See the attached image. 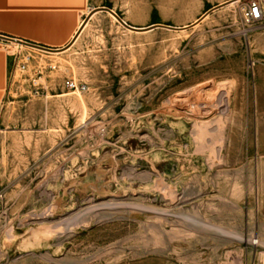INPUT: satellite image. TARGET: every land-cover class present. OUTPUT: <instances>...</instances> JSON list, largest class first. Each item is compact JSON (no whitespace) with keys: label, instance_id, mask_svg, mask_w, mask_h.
<instances>
[{"label":"rangeland","instance_id":"1","mask_svg":"<svg viewBox=\"0 0 264 264\" xmlns=\"http://www.w3.org/2000/svg\"><path fill=\"white\" fill-rule=\"evenodd\" d=\"M228 1L107 0L190 27L97 14L65 54L22 57L2 107L35 163L1 181L0 264H264V0L196 24Z\"/></svg>","mask_w":264,"mask_h":264},{"label":"crops","instance_id":"2","mask_svg":"<svg viewBox=\"0 0 264 264\" xmlns=\"http://www.w3.org/2000/svg\"><path fill=\"white\" fill-rule=\"evenodd\" d=\"M106 4L107 0H0V37L5 38L0 39V185L3 180L20 179L31 173L30 166L35 163L34 156L19 154L9 142L13 132L7 131L2 103L12 69H17L24 55L50 62L71 50L93 17L105 12L92 15L72 46L60 51L81 29L88 13ZM10 40L59 52H46ZM8 48L14 52L9 53Z\"/></svg>","mask_w":264,"mask_h":264},{"label":"water","instance_id":"3","mask_svg":"<svg viewBox=\"0 0 264 264\" xmlns=\"http://www.w3.org/2000/svg\"><path fill=\"white\" fill-rule=\"evenodd\" d=\"M234 1H237V0H230L224 4H221V5H218V6H215V7H212L211 9L207 10L204 15H202V17H200L196 24H198L199 22H201L206 16H208L211 12L219 9V8H222L224 6H226L227 4L231 3V2H234ZM97 12H105L107 14H109L111 17H113L114 19H116L118 21V23H120L124 28H126L128 31L130 32H135V33H143V32H148V31H151V30H154V29H157V28H163V29H167V30H170V31H181V30H185L187 28H189L190 26H186V27H182V28H178V27H171V26H164V25H151V26H148V27H145V28H136V27H131L129 25H127L126 23H124L120 17L111 9L107 8V7H101V8H98V9H95V10H92L88 13V15L86 16V18L84 19L82 25H81V29L78 30V32L76 33V35L73 37V39L70 41V43L62 50L60 51H64L68 48H70L72 46V44L75 42V40L77 39V37L79 36V34L81 33L82 29L84 28V26L88 23V21L90 20V18L92 17V15H94L95 13ZM193 26V25H192ZM0 39H5V38H2L0 37ZM6 40H9V39H6ZM12 42H15L19 45H25V46H29V47H32V48H35V49H39V50H42V51H46V52H59V51H53V50H49V49H45V48H42V47H38V46H35V45H30V44H27V43H22L20 41H15V40H10Z\"/></svg>","mask_w":264,"mask_h":264},{"label":"built area","instance_id":"4","mask_svg":"<svg viewBox=\"0 0 264 264\" xmlns=\"http://www.w3.org/2000/svg\"><path fill=\"white\" fill-rule=\"evenodd\" d=\"M262 19V12L258 4L250 1L247 5L246 12L244 14V20L247 24L252 25L258 23ZM23 68V67H22ZM69 88H75L73 82L68 83Z\"/></svg>","mask_w":264,"mask_h":264},{"label":"bare ground","instance_id":"5","mask_svg":"<svg viewBox=\"0 0 264 264\" xmlns=\"http://www.w3.org/2000/svg\"><path fill=\"white\" fill-rule=\"evenodd\" d=\"M238 1H234V2H231V3H229V4H227L226 6L228 7V6H232V5H235L236 3H237ZM206 18V17H205ZM84 29V28H83ZM203 132V129L201 130V133ZM201 135V134H200ZM117 206V205H116ZM72 225V224H71ZM203 227L204 228H206L207 230H213V231H215V232H219V233H221V234H223V235H225V236H229V237H232V238H234V239H236V240H244L245 238L244 237H242V236H237V235H235L234 233L232 234V233H229V232H225V231H223V230H221L220 228H213V227H209V226H206V225H203ZM252 245H257L258 244V241H257V239H253L251 242H250Z\"/></svg>","mask_w":264,"mask_h":264}]
</instances>
